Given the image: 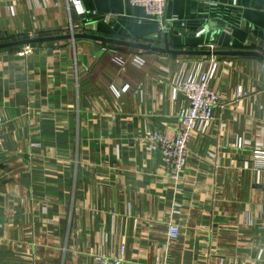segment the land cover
Masks as SVG:
<instances>
[{
  "label": "crops",
  "instance_id": "1",
  "mask_svg": "<svg viewBox=\"0 0 264 264\" xmlns=\"http://www.w3.org/2000/svg\"><path fill=\"white\" fill-rule=\"evenodd\" d=\"M76 2L0 0V35L63 36L76 24L157 48L166 32L173 51L264 56V0H168L162 34L128 0ZM32 46L25 58L0 51V264H96L122 246V264H264V171L252 169L264 150V62ZM207 72L222 103L194 124L173 180L150 136H174L188 106L179 86Z\"/></svg>",
  "mask_w": 264,
  "mask_h": 264
},
{
  "label": "built area",
  "instance_id": "2",
  "mask_svg": "<svg viewBox=\"0 0 264 264\" xmlns=\"http://www.w3.org/2000/svg\"><path fill=\"white\" fill-rule=\"evenodd\" d=\"M168 0H128L133 7L142 8L145 17L158 23V33L162 34L167 30L169 24L163 19ZM74 5L76 0H71ZM79 27L76 24H70L67 28V34H74ZM208 51H215L213 46L207 48ZM33 51V46L21 47L17 55L21 58L29 56ZM211 73L200 76L197 79H190L182 83L178 90L188 101L186 109L179 114V127L174 136L167 134H152L150 136V145L157 150L163 163L169 170V176L173 180H178L182 169L187 161V145L196 122L209 123L213 119L214 110L222 103L221 96L212 91L209 87ZM241 94V89L238 91ZM2 130L0 123V147L2 146ZM252 169L256 172L264 171V150H254L252 152ZM264 225V222H263ZM168 237L171 240H177L179 229L174 224L167 226ZM264 252V238H263ZM125 248L122 246L119 254L114 258L99 257L96 264H122Z\"/></svg>",
  "mask_w": 264,
  "mask_h": 264
},
{
  "label": "water",
  "instance_id": "3",
  "mask_svg": "<svg viewBox=\"0 0 264 264\" xmlns=\"http://www.w3.org/2000/svg\"><path fill=\"white\" fill-rule=\"evenodd\" d=\"M70 14L72 16L73 23L79 22V17L76 14V10L74 6H71L69 8ZM22 36H18L17 38H21ZM162 40L163 48H157L152 47L151 45H143V44H137L133 42H124V41H118L113 39H106L99 36L91 35L88 33H74V34H67L63 36H51V37H31V38H23V39H17L15 40V36L9 35H0V51L2 50H8L13 48H20L23 46H29V45H38L48 42H55V41H61V40H70L71 42H74L76 40H86L91 41L99 44H108V45H115V46H123L127 48H133L143 51H151V52H157V53H163L168 55H174V56H185V57H195V56H221V57H254L262 62H264V56L256 53V52H223V51H173L169 50L168 44H167V33H163L160 37ZM94 52L100 51L99 46H94L93 48Z\"/></svg>",
  "mask_w": 264,
  "mask_h": 264
},
{
  "label": "rangeland",
  "instance_id": "4",
  "mask_svg": "<svg viewBox=\"0 0 264 264\" xmlns=\"http://www.w3.org/2000/svg\"><path fill=\"white\" fill-rule=\"evenodd\" d=\"M67 35V34H66Z\"/></svg>",
  "mask_w": 264,
  "mask_h": 264
}]
</instances>
